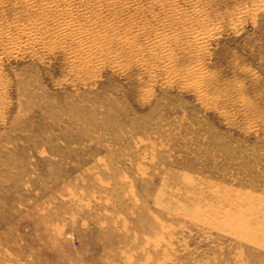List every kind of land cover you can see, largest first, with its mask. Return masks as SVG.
Instances as JSON below:
<instances>
[{
    "label": "rangeland",
    "instance_id": "1",
    "mask_svg": "<svg viewBox=\"0 0 264 264\" xmlns=\"http://www.w3.org/2000/svg\"><path fill=\"white\" fill-rule=\"evenodd\" d=\"M0 264H264V0H0Z\"/></svg>",
    "mask_w": 264,
    "mask_h": 264
},
{
    "label": "bare ground",
    "instance_id": "2",
    "mask_svg": "<svg viewBox=\"0 0 264 264\" xmlns=\"http://www.w3.org/2000/svg\"><path fill=\"white\" fill-rule=\"evenodd\" d=\"M72 19H73V18H72ZM65 20H66V19H65ZM65 20H64V21H65ZM68 20H69V19H68ZM74 23H75V22H74ZM74 23L72 22V20H71V21L69 20V21H66V22H65L66 25L64 24V26H66V27H68V28H72V29H74V28L77 27V25L74 24ZM78 30H79V29H78ZM72 31H73V30H72Z\"/></svg>",
    "mask_w": 264,
    "mask_h": 264
}]
</instances>
